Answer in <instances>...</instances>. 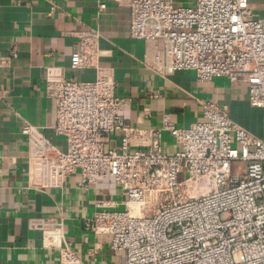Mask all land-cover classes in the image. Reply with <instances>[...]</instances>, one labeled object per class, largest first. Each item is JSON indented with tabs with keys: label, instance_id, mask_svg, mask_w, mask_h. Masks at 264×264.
Masks as SVG:
<instances>
[{
	"label": "built area",
	"instance_id": "obj_1",
	"mask_svg": "<svg viewBox=\"0 0 264 264\" xmlns=\"http://www.w3.org/2000/svg\"><path fill=\"white\" fill-rule=\"evenodd\" d=\"M112 1L129 11L130 37L146 45L145 67L161 77L188 71L198 82L245 84L264 133V17L253 14L249 0ZM97 9L103 12L104 2ZM71 36L70 68L94 70L95 79L47 83L55 104L52 131L66 149L25 123L29 175L38 170L43 189H62L75 172L86 189L111 177L125 197L124 210H99L83 229L109 237L124 264H264V140L209 100L199 101L200 121L188 127L177 128L167 117L160 128L131 127L121 114L128 100L115 96L113 71L99 64V31ZM14 57L0 55V71ZM114 133L119 149L108 146ZM165 136L175 152L165 151ZM58 226L55 219L28 222L42 232ZM58 264L86 263L65 245Z\"/></svg>",
	"mask_w": 264,
	"mask_h": 264
},
{
	"label": "crops",
	"instance_id": "obj_2",
	"mask_svg": "<svg viewBox=\"0 0 264 264\" xmlns=\"http://www.w3.org/2000/svg\"><path fill=\"white\" fill-rule=\"evenodd\" d=\"M249 1L253 14L264 17V0ZM99 2L105 4L101 13ZM129 22V11L112 0H0V55H15L10 67L0 71V264H58L59 248L65 245L86 264H124V255L111 250L109 237L83 229V222L99 210H124L125 197L111 177L86 189L75 172L62 189H43L39 171L28 172L21 134L25 123L66 149L64 139L52 131L55 104L46 96L47 83L95 79L94 70L70 68L76 49L72 33L99 31V64L112 69L115 96L128 100L121 114L131 127L160 128L164 117L177 128L188 127L200 121L199 101L209 100L264 140L261 112L249 106L245 84L226 78L198 82L188 71L157 75L143 65L146 45L130 37ZM119 141L120 134L114 133L108 146L119 149ZM162 144L167 153L178 149L168 136ZM33 219H55L62 226L32 230L28 222Z\"/></svg>",
	"mask_w": 264,
	"mask_h": 264
},
{
	"label": "rangeland",
	"instance_id": "obj_3",
	"mask_svg": "<svg viewBox=\"0 0 264 264\" xmlns=\"http://www.w3.org/2000/svg\"><path fill=\"white\" fill-rule=\"evenodd\" d=\"M176 1L179 2V0H176ZM260 112H261V110H260ZM261 132H262V130H261ZM262 135L264 136V133H263V132H262ZM183 176H184V175H180V176H179V180H181V179L183 178Z\"/></svg>",
	"mask_w": 264,
	"mask_h": 264
}]
</instances>
